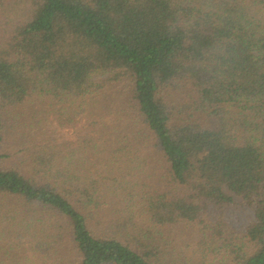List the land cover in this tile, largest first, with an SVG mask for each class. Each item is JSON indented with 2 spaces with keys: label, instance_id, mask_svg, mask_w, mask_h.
Segmentation results:
<instances>
[{
  "label": "trees",
  "instance_id": "obj_1",
  "mask_svg": "<svg viewBox=\"0 0 264 264\" xmlns=\"http://www.w3.org/2000/svg\"><path fill=\"white\" fill-rule=\"evenodd\" d=\"M0 264H264V0H0Z\"/></svg>",
  "mask_w": 264,
  "mask_h": 264
},
{
  "label": "rangeland",
  "instance_id": "obj_2",
  "mask_svg": "<svg viewBox=\"0 0 264 264\" xmlns=\"http://www.w3.org/2000/svg\"><path fill=\"white\" fill-rule=\"evenodd\" d=\"M85 123H87V118L83 119V123L80 125V127H83L85 125ZM80 127L79 129H73V128H69V129H63V130H58V135L57 137L60 138L61 141H75L80 135L83 134L80 133ZM151 169L155 172H160L164 171V168L166 167V163H165V159L159 154V153H155L152 156V160H151ZM173 190L174 194H182V195H186L187 194V190H181V192L179 191H174L175 188L174 186H169V184H165V188L164 191H171ZM186 192V194H185ZM236 201H240L239 198H236ZM235 209V207H227L225 210H233Z\"/></svg>",
  "mask_w": 264,
  "mask_h": 264
}]
</instances>
